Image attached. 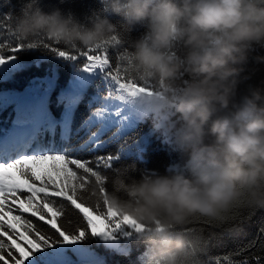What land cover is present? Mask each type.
I'll use <instances>...</instances> for the list:
<instances>
[{
    "label": "clouds",
    "instance_id": "9594fccd",
    "mask_svg": "<svg viewBox=\"0 0 264 264\" xmlns=\"http://www.w3.org/2000/svg\"><path fill=\"white\" fill-rule=\"evenodd\" d=\"M107 6L129 30L143 29L131 42L132 68L158 83L150 98L153 128L177 158L163 170L116 175L105 198L151 227L148 242L159 245L152 264H190L183 226L223 220L241 202L264 208V79L252 82L256 65H264V0H107ZM18 27L25 37L43 30L84 47L116 30L109 15L94 11L85 22L58 6L21 11Z\"/></svg>",
    "mask_w": 264,
    "mask_h": 264
},
{
    "label": "snow or ice",
    "instance_id": "6c2138e0",
    "mask_svg": "<svg viewBox=\"0 0 264 264\" xmlns=\"http://www.w3.org/2000/svg\"><path fill=\"white\" fill-rule=\"evenodd\" d=\"M3 3L8 6V0ZM35 5L38 0H22L18 10L0 15V81L48 65L45 75L32 77L23 93L11 94L17 101L15 118L10 134L0 138V264H67L68 250L80 264H107L93 244L127 257L133 241L143 243L142 226L127 215H112L111 205L92 188L106 191L121 161L132 154L127 146L105 150L145 119L147 93L153 87L130 73L128 45L119 43L120 34L95 47L68 46L39 35L20 38L17 17ZM101 12L107 13L105 0ZM25 54L35 58L28 62L22 59ZM81 107L84 116L74 129ZM152 133L135 141L137 152L146 151ZM162 142L171 144L165 137ZM262 209H245L231 222L244 224L245 216L251 220ZM94 216L103 221V229L97 228ZM195 222L205 229L211 226ZM237 232L201 242L193 258H203L205 264H264V224L256 239L232 254L212 255L213 247ZM148 255L146 249L137 264H146Z\"/></svg>",
    "mask_w": 264,
    "mask_h": 264
},
{
    "label": "trees",
    "instance_id": "16d2710c",
    "mask_svg": "<svg viewBox=\"0 0 264 264\" xmlns=\"http://www.w3.org/2000/svg\"><path fill=\"white\" fill-rule=\"evenodd\" d=\"M22 0H8V6H5L3 0H0V15L7 14L13 8L16 10L19 9ZM39 5L33 6L29 11L23 12L24 15H28L35 7H43L45 10L51 9L52 7H61L63 9L71 10L72 12L76 13L77 16L84 20L85 22L88 21V16L91 15L94 11H98L101 15H109L110 19L116 25V30L110 34L108 39L101 40L97 45H102L104 42H112L114 34H120L122 39L119 43L122 45L127 43L128 47L126 52L130 53L131 50V42L132 40L141 32L143 29L137 26L134 30H129V28L124 24L122 17L111 15L110 10L107 6V13L101 12V0H38ZM105 4L107 5V0H105ZM94 18V17H93ZM119 32L117 33V30ZM16 31L19 34V37L22 39L27 40H34L36 36H47L46 31H35L28 35L27 37L22 35L20 28L18 27V17L16 20ZM50 38V37H49ZM52 39V38H51ZM53 41H57L52 39ZM60 43L68 46H75L80 45L78 42H73L70 44H65L62 41ZM96 45V46H97ZM84 47V46H82ZM176 54H181L182 46L177 45ZM261 53H253L252 55H259ZM130 56V55H129ZM35 58L33 54H25L22 59L30 62L32 59ZM48 65L44 64L38 70L35 67L32 68L31 71L25 72L23 74H17L13 79L7 81H0V135L3 132L10 131L12 127V121L15 118V110L17 106V101L12 99V93H23L24 90L28 87L29 80L34 76H43L46 73ZM258 70L252 76V82H259L261 79H264V65H256ZM63 71V70H62ZM129 71L134 75L135 78L145 81L146 83H150L153 87V90L147 93L149 99L146 100V108L148 109L145 119L138 123L136 129L127 135L123 136V138L117 140L116 142L111 143L108 148L105 150L107 152H116L119 148L127 146L130 151L131 155L125 157L121 164L119 165L120 171L117 170L115 174H113L110 178V183L107 187L108 191H111L113 188L112 179L118 174H122L123 172H129L133 176H138L141 170L147 169H161L163 170L164 166L170 162H175L177 158V153L174 152L169 145H165L163 141V136L159 132L152 133L153 130V123L151 120V97L155 95L156 91L159 89V85L155 80L152 79H142L138 74L133 71L132 68V61L129 64ZM186 78V77H185ZM57 111H62V106L57 108ZM84 116V109L81 107L80 111L77 112L76 117L73 122V128L79 127L82 122ZM145 133H152L150 136V143L146 145V151L143 153L137 152L134 144L135 141L139 138L140 135ZM83 135V133H81ZM109 136L112 133L108 134ZM57 139H59V130H57ZM108 139V136L105 137ZM72 143H75V137H73ZM143 156L144 160H140L139 157ZM144 161H147L145 164ZM132 162H135L136 169L133 171L131 169H124L125 165H129ZM97 185H93L92 191L93 194L98 197L99 199L104 200L107 204H109L108 200L105 198V191H98ZM110 205V204H109ZM251 206L241 202L235 205L232 209L229 210L228 213L225 214V218L223 220H216V221H208L206 218H196L189 225L183 226V231L188 235L189 240L191 241V258L190 264H205L203 258L194 259L195 251L198 250L199 245L201 242L207 243L209 239L215 241L219 237L223 236L225 233H234L237 232L235 235H231L227 237V239L222 241L220 247H213L212 248V255L213 256H224L226 254H232L233 250L239 248L241 245H246L250 240L256 239L258 235V230L260 225L264 224V209L257 212L251 220L248 219L247 216L244 217L245 223L240 224L239 221L231 222L233 218L240 214L245 209H250ZM110 213L112 215L117 214V211L113 209L111 206ZM94 221L97 225L98 229H103L104 223L102 220L96 219L94 216ZM131 218V217H130ZM196 220H203L208 222L211 226L205 229L203 225H200ZM136 222V221H135ZM137 223V222H136ZM138 225L142 226L140 228L141 235L143 237V243H136L135 241L132 242L131 248L132 251L129 256L127 257H117L113 256L107 252L102 247H97L93 244V248L98 251L101 255L105 256L107 260V264H137L138 256L144 252L146 249L149 252L148 258L146 260V264H152V258L158 254L159 245L158 243H149L148 240L151 238V227L145 226L142 224L137 223ZM193 228L196 230L194 231ZM240 230V231H239ZM67 257V264H80L79 258L77 255L68 250L66 252Z\"/></svg>",
    "mask_w": 264,
    "mask_h": 264
},
{
    "label": "rangeland",
    "instance_id": "374dc122",
    "mask_svg": "<svg viewBox=\"0 0 264 264\" xmlns=\"http://www.w3.org/2000/svg\"><path fill=\"white\" fill-rule=\"evenodd\" d=\"M9 135V134H8ZM0 154H2V153H0ZM47 165H45V167H46ZM14 171V170H13Z\"/></svg>",
    "mask_w": 264,
    "mask_h": 264
}]
</instances>
